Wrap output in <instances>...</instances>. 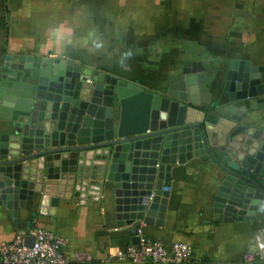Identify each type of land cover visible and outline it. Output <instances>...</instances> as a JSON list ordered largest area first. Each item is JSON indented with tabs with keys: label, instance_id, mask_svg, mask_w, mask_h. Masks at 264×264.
<instances>
[{
	"label": "water",
	"instance_id": "95a60500",
	"mask_svg": "<svg viewBox=\"0 0 264 264\" xmlns=\"http://www.w3.org/2000/svg\"><path fill=\"white\" fill-rule=\"evenodd\" d=\"M195 65L199 71L192 73L187 62L167 88L152 92L65 59L6 54L0 203L14 222L20 201L36 193L48 208L50 201L71 199L72 191L86 203L104 190L113 195L118 226H129L137 245L142 223H164L173 166L193 158L211 159L225 174L214 202L220 220L264 215V131L241 124L264 107L259 70L232 61L218 93ZM93 151L98 161L82 167ZM71 154L77 161L68 174L54 172L53 162ZM249 250L264 259V228Z\"/></svg>",
	"mask_w": 264,
	"mask_h": 264
},
{
	"label": "crops",
	"instance_id": "0c3cea01",
	"mask_svg": "<svg viewBox=\"0 0 264 264\" xmlns=\"http://www.w3.org/2000/svg\"><path fill=\"white\" fill-rule=\"evenodd\" d=\"M8 53L65 59L152 92L167 88L187 62L192 73L200 63L218 93L232 61L259 70L264 85V0H0V68ZM241 124L264 131V107ZM95 153L81 159L82 167L98 161ZM69 157L56 159L54 172L68 174L77 161L76 154ZM224 177L211 159L173 166L164 223H142V237L165 247L191 244L186 264H244L264 215L220 220L214 202ZM101 192L81 203L72 191L71 199L50 201L48 208L36 193L20 201L17 224L0 203V243L20 233L30 243L33 230L44 229L67 240L70 264H127L112 254L133 245L134 236L129 226H118L113 195Z\"/></svg>",
	"mask_w": 264,
	"mask_h": 264
},
{
	"label": "built area",
	"instance_id": "2783aa9c",
	"mask_svg": "<svg viewBox=\"0 0 264 264\" xmlns=\"http://www.w3.org/2000/svg\"><path fill=\"white\" fill-rule=\"evenodd\" d=\"M170 191V188H164ZM140 242L130 245L124 250H118L112 256L118 263L127 264H186L193 254L189 243H173L165 247L162 243L143 238L139 231ZM27 236L17 234L8 243H0V264H70L64 256L68 242L44 229H34L33 243L27 245ZM258 255L247 254L244 264H264ZM78 261L90 262L88 258L79 257Z\"/></svg>",
	"mask_w": 264,
	"mask_h": 264
},
{
	"label": "clouds",
	"instance_id": "9594fccd",
	"mask_svg": "<svg viewBox=\"0 0 264 264\" xmlns=\"http://www.w3.org/2000/svg\"><path fill=\"white\" fill-rule=\"evenodd\" d=\"M128 55L130 56L131 53H129ZM122 68H124L125 70H127V66H123V65H122Z\"/></svg>",
	"mask_w": 264,
	"mask_h": 264
}]
</instances>
